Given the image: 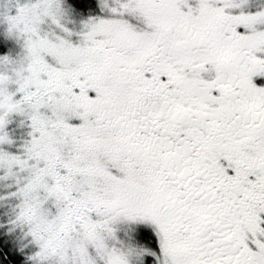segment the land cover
Here are the masks:
<instances>
[{"label": "snow or ice", "instance_id": "6c2138e0", "mask_svg": "<svg viewBox=\"0 0 264 264\" xmlns=\"http://www.w3.org/2000/svg\"><path fill=\"white\" fill-rule=\"evenodd\" d=\"M0 264H264V0H0Z\"/></svg>", "mask_w": 264, "mask_h": 264}]
</instances>
